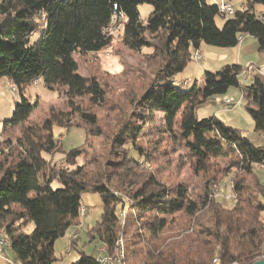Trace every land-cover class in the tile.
I'll return each instance as SVG.
<instances>
[{"label": "trees", "instance_id": "1", "mask_svg": "<svg viewBox=\"0 0 264 264\" xmlns=\"http://www.w3.org/2000/svg\"><path fill=\"white\" fill-rule=\"evenodd\" d=\"M141 4L152 7L145 21L140 19ZM256 4L262 6L261 14ZM115 12L125 16L122 44L138 53L144 47L150 51L142 54L146 69L136 75L138 85L130 82L118 96L123 101L107 106L108 92L97 79L78 73L74 55L110 45L112 37L104 28ZM218 15L216 4L206 0H0V78L6 77L18 94L3 131H19L14 139L3 141L10 162L0 164V230L16 260L21 264L57 262L54 242L81 223L83 192H97L102 202L100 220L87 231L88 241L109 248L120 231L123 235L119 212L125 206L119 193L129 198L128 209L140 229L138 238L147 247L139 255L143 264H210L214 255L223 263L251 264L264 257V183L255 167L264 164V146L215 116L196 119L193 114L196 104L225 94L229 87H240L253 129L262 133V81L254 73L248 85L240 86L245 66L232 63L204 71L202 85L195 81L187 91L168 82L193 60L192 51L201 44L234 47L252 36L264 54V0H245L244 7L221 27L215 21ZM40 28V36L32 40ZM238 36H242L240 42ZM35 80L47 89L63 88L65 101L31 120L38 102L30 103L28 89ZM77 99H85L88 105ZM89 107L106 111L104 125ZM154 113L164 115L162 134L178 142L195 170L207 175L197 198L184 184L171 190L151 172H141L139 159L130 156L132 150L144 156L136 139L147 123L154 122L146 119ZM71 123L85 128L84 143L47 168V156L56 148L54 126ZM89 137L103 138L110 144L109 152L118 155L110 162V171L98 168L90 174L88 159L78 162L92 146ZM214 164L224 167L222 178L230 176L234 199L230 207L214 196L212 187L218 180L210 179L209 171ZM110 176L115 187L109 184ZM52 181L60 187H51ZM30 223L33 228L27 232ZM168 233L173 239L165 236ZM78 238L71 239L72 246ZM132 245L126 250V260L136 255ZM73 264L98 263L95 255L81 252Z\"/></svg>", "mask_w": 264, "mask_h": 264}, {"label": "rangeland", "instance_id": "2", "mask_svg": "<svg viewBox=\"0 0 264 264\" xmlns=\"http://www.w3.org/2000/svg\"><path fill=\"white\" fill-rule=\"evenodd\" d=\"M209 3H213V0H206ZM243 0H229L235 10H241L244 7ZM259 9L262 6L258 4ZM152 7L149 4H141L139 6L140 19L145 21ZM230 16L220 17L216 16L215 21L218 27H221L223 22ZM41 33V28L32 35V40H36ZM110 45L106 48H102L97 51L88 52L85 54L76 53L74 59L77 61L78 73L81 76L95 78L99 81L100 85L108 92L106 95L107 106H112L119 100L120 92L128 88L130 82H134L136 75L138 76L146 69L145 63L142 59V54L150 51L149 48L144 47L141 53L132 51L122 44L120 32L113 34ZM247 41V42H246ZM248 41H255V44L251 45ZM246 44L242 47L240 61L243 66L252 64L254 67L260 68L264 66V54L257 50V40L252 36H246ZM241 43V42H240ZM213 49H226L227 54L225 59L221 61L219 65L214 68L219 70L225 64H239L237 62L236 47H216L211 46ZM239 55V54H238ZM248 61L244 65V63ZM201 61L191 60L187 66L179 73L174 75L168 82L173 86H176L179 91H187L194 84L203 73L200 68ZM255 70L254 72H256ZM262 83H264V75H261ZM187 80V83L184 81ZM250 82V79H245L243 75L239 77L240 86H246ZM135 85L138 83L135 81ZM183 83V84H182ZM29 87L27 93L29 101L33 104L37 101V106L32 110L30 119L37 120L41 115L48 109L49 106H56L64 104L63 100V88L47 89L39 91L36 84ZM264 85V84H263ZM143 87V81H142ZM143 92V89L141 90ZM242 95L240 87H229L227 92L222 95L212 96L206 99L204 102L196 104L193 110L194 117L200 119L208 116H215L221 120L224 124L234 127L241 132V134L247 137L251 142L256 145L264 146V135L257 133L253 129V121L251 116L246 109V100L242 98V104L234 108H230L229 105L221 103L226 98L233 100L239 99ZM18 99L16 88L14 90L12 85L10 86L6 77L0 78V164L1 162H10L7 159L6 154L8 153L7 148H4V138L8 137L14 139L19 134L17 129L4 130L3 122L12 115L14 102ZM125 100V99H124ZM81 102L83 105H88L85 99H77L76 102ZM123 100H119L118 103ZM122 107H126L124 103H121ZM253 107V105L251 104ZM126 109H129L126 107ZM91 112H96L99 115L100 124L106 122V111L100 108H91ZM146 115V112H144ZM146 119H152V124L147 123L144 127L143 133L136 139L137 145L143 150L144 156H138L135 151L130 152V156L139 159L140 171L151 172L157 179L161 180L169 189H174L176 186L184 184L189 190V194L197 198L199 194L204 191L205 181L207 178L206 174L196 171L190 160L187 159L185 151L179 145L170 139L167 134H162L164 130V115L161 113H154L152 118L147 116ZM75 122V119H73ZM105 130L110 131L111 127H106ZM54 137L56 140L55 150L57 152L67 153L70 149L80 146L84 143L86 138V130L84 127L76 126L71 123L66 127L54 126L53 128ZM92 140V146L87 148L84 157H79L78 162H84L87 158V169L88 173L95 172L96 169L101 168L102 171L108 172L113 165L111 163L118 159V155L109 152L110 144L101 137H89ZM88 139V140H89ZM55 155V154H54ZM53 156V155H52ZM52 157L47 156V168L52 164ZM61 161V160H58ZM111 162V163H110ZM51 163V164H50ZM58 165H61L59 163ZM224 166V163L222 162ZM221 164H214V168H209L210 179L214 178L218 180L217 183L212 187L214 196L221 205L230 207L233 204V195L230 190V176L222 178L221 176L225 173L224 167ZM257 168V174L260 180L264 183V168L259 165ZM110 185L115 187L114 178L110 176ZM221 177V178H220ZM51 187H60V183L57 181L51 182ZM111 190L114 191L112 188ZM117 193V192H116ZM118 194V193H117ZM123 198V214L124 222L120 223V229L123 226V242L125 254L128 250L129 243H133L131 247L135 250L136 255H129L126 263L127 264H143V261L139 258L142 251L145 252L147 247L144 240L141 237L138 238L140 229L134 221V213L128 209V203L130 200L127 196L119 193ZM81 203L86 207V213L84 217H81L80 224L77 229L79 238L76 244L71 247L70 252L66 253L67 246L70 241L71 234L75 231V227H69L62 237H59L54 242V255L57 258L55 264H73L77 262L79 254L83 252L86 255H95L96 242H89L87 237V231L91 229L101 217L102 202L97 192H83L81 194ZM119 208V207H118ZM181 221V220H180ZM132 223V224H131ZM33 225L30 223L26 227L27 232H30ZM177 230H174L175 233ZM169 238L173 235L171 233L165 236ZM174 236L171 237L173 239ZM172 241V240H171ZM128 254V253H127ZM17 264L19 262L15 261ZM239 263V262H238ZM240 264V263H239Z\"/></svg>", "mask_w": 264, "mask_h": 264}, {"label": "built area", "instance_id": "3", "mask_svg": "<svg viewBox=\"0 0 264 264\" xmlns=\"http://www.w3.org/2000/svg\"><path fill=\"white\" fill-rule=\"evenodd\" d=\"M215 4L217 6L220 16H231L235 13V9L229 1L220 0V1L215 2ZM124 20H125V16L122 12L113 13L110 17V21L108 25L104 28V32L109 36H112L113 34H117L118 32L121 31ZM241 39H242V36L237 37V40L239 42L241 41ZM192 58L195 61H199L202 58V54L200 53L199 50H194L192 52ZM252 70H253L252 64H248L247 66L243 68L240 75H243L245 79H250L251 81L252 76H253ZM36 83H37V80L33 81V84H36ZM184 83H186V81H184ZM12 88L14 90V86H12ZM242 98L243 97H240L237 100L226 98L222 100L221 103L225 105H229L230 108H234L242 104ZM262 135H264V131L262 132ZM258 165L264 168V164H258ZM122 211L119 212L120 222H124V218H125ZM85 213H86L85 206H81L79 209L80 217H84ZM74 227H75V231L71 234L70 241L66 249V253L70 252V249L72 247L71 239H76L78 237L77 229L79 227V224H75ZM6 247H9L8 238L4 235V247H3L2 242H1V236H0V252L3 251V248H6ZM95 251H96L95 261L98 264H127L126 254H125V249H124V242H123V235L121 231L118 233L112 248H109L107 244L100 242V243H96ZM6 264H14V262H12V260L10 259H6ZM210 264H239V263L237 261H232L230 263H223L220 261L218 255H214L211 259Z\"/></svg>", "mask_w": 264, "mask_h": 264}, {"label": "crops", "instance_id": "4", "mask_svg": "<svg viewBox=\"0 0 264 264\" xmlns=\"http://www.w3.org/2000/svg\"><path fill=\"white\" fill-rule=\"evenodd\" d=\"M215 2L217 1H220V0H213ZM225 1V0H224ZM226 1H229V0H226ZM244 1V0H243ZM243 1L241 3H243ZM255 9L257 11L258 14H261L262 9H259L258 5L256 4L255 5ZM254 38V37H253ZM245 39H246V36L243 38V40L241 41V43H238L236 46L237 49H238V52H237V62L242 63L240 61V55H241V52L243 50V46L246 44L245 42ZM249 44L253 45L255 44V41H248ZM198 50L200 51V53L202 54V58L201 60H199L198 62L201 61V64L199 65L200 68L204 71H214V68L219 65L221 63V61H223L226 57L227 54V51H225L226 49H213L212 47H210L209 45H206V44H201L200 47L198 48ZM193 52V51H192ZM239 54V55H238ZM248 63V61H246L244 63V65ZM264 63V62H263ZM242 65V64H240ZM243 66V65H242ZM257 68V67H256ZM255 70H257L256 72H254ZM254 73L256 74L257 73V76L259 77V79L262 81V78H261V75H264V66L258 69H253L252 70V75H254ZM203 73L202 75L197 79L195 80L197 82V85L201 86L202 83H203ZM9 82V81H8ZM186 83H187V80H186ZM10 84V83H9ZM264 84V83H263ZM36 87L39 89V91H44V90H47V88H45L42 84V81L41 80H37V83H36ZM30 118V117H29ZM57 148V147H56ZM55 154V155H54ZM53 155V156H52ZM49 156H51L52 158V163L54 161H58V160H61L64 156H65V153L64 152H57L56 150H54ZM51 164V163H50ZM1 174V172H0ZM4 247V245H3ZM6 259H10L12 260V262H14V264H17L15 261L19 262L18 260L15 259V256L12 252V250L9 248V247H6L3 249V251L0 252V264H6ZM20 263V262H19ZM21 264V263H20Z\"/></svg>", "mask_w": 264, "mask_h": 264}, {"label": "water", "instance_id": "5", "mask_svg": "<svg viewBox=\"0 0 264 264\" xmlns=\"http://www.w3.org/2000/svg\"><path fill=\"white\" fill-rule=\"evenodd\" d=\"M251 264H264V257H262V258H260V259H258V260H256V261H254V262L251 263Z\"/></svg>", "mask_w": 264, "mask_h": 264}, {"label": "bare ground", "instance_id": "6", "mask_svg": "<svg viewBox=\"0 0 264 264\" xmlns=\"http://www.w3.org/2000/svg\"><path fill=\"white\" fill-rule=\"evenodd\" d=\"M0 236H1L2 246H3L4 245V235L1 230H0Z\"/></svg>", "mask_w": 264, "mask_h": 264}]
</instances>
